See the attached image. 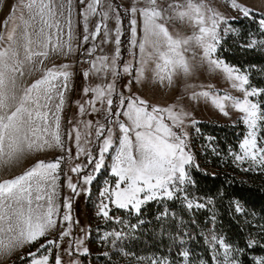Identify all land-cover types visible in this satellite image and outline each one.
I'll use <instances>...</instances> for the list:
<instances>
[{
    "label": "snow or ice",
    "instance_id": "obj_1",
    "mask_svg": "<svg viewBox=\"0 0 264 264\" xmlns=\"http://www.w3.org/2000/svg\"><path fill=\"white\" fill-rule=\"evenodd\" d=\"M136 2L140 3L141 0ZM142 2V7L134 4L125 10L132 16L130 43L133 47L137 46L136 14L139 12L143 17V36L138 45L141 66L135 76L136 82L144 80V66L149 62L154 65V81L167 86L173 85L176 78L187 80L198 68L204 66L210 72L223 73L225 79L231 82V87L242 93L241 97L227 92L221 95L202 90L192 91L190 99L210 101L225 116L229 115L226 110L228 106L238 110L249 131L240 145L241 153L234 154V160L264 168V147H259L257 140L260 126L264 124V108L258 100L253 102L251 99L264 95V89L250 87L247 74L215 57L221 40V25L228 24L229 18L218 9L208 6L204 0H184V3L169 0L166 7H161L158 0ZM80 3L84 4L85 0H80ZM230 6L246 18L256 15L252 8L238 3V0H230ZM19 10L18 16L5 20L6 31L0 33V170L18 163L29 154L52 148L64 149L61 114L67 103L65 93L69 90L71 65L53 64L51 68L44 65L45 61L73 52L72 0H21ZM97 14L103 19L89 34V17ZM81 15L84 42L89 40V35L98 36L102 28L107 36L108 29L104 21L109 18L116 20V55L111 62L106 56L98 57L99 64L93 61L92 69L94 74H107L111 71L114 77L119 75L116 67L119 37L122 34L119 10L104 0H88ZM173 21L190 25L193 30L191 35L170 32L168 25ZM258 23L261 30H264V15ZM229 31L235 30L230 26L224 29L225 33ZM63 36H67V39H63ZM258 43L264 46V40L253 39L247 47L254 48ZM131 71L130 65L123 67V73L131 74ZM34 72H40V78L31 84H24L25 76ZM88 74L84 73L85 76ZM212 87L208 86L209 89ZM84 92L93 93L94 98L86 102L91 110L97 113L103 111L108 123L116 124L121 133L112 165V173L117 181L114 189L105 187L101 195L106 196L118 208L133 209L139 213L141 206L148 201L173 199L176 193L182 192L181 185L191 182L186 165L193 164V157L185 151L187 133L173 129H182L190 113L178 104L150 107L140 97H125L123 93H116L114 82L85 88ZM114 94L119 96L118 109L123 111L112 110ZM97 102L102 108L96 107ZM79 111L81 114L85 112L84 105L79 106ZM121 115L127 118L128 123L119 119ZM166 120L170 123H166ZM91 127L92 121L85 123L86 129ZM75 131L79 147L81 134L79 129ZM87 134L91 135L90 132ZM95 135L97 139L104 137L98 158L91 157L90 152L85 154L90 157L89 163L95 161L93 171L98 172L104 165L105 153L113 146L114 133L111 127H107L106 132V125L97 121ZM80 151L85 150L81 148ZM62 160L63 157L53 162L38 160L22 174L0 181V261L10 258L25 246L36 243L57 227L59 210L54 203V195ZM82 170L81 166L72 169L77 173ZM94 178V175L89 174L83 180L85 184H90ZM68 187L77 191V186L71 183L70 178ZM187 206L205 207L204 204H194L191 201H188ZM66 207L71 208V204L68 203ZM108 208V203L102 201L98 213L111 218ZM237 211H241L239 205ZM62 219L71 221L67 213ZM70 229L71 224L67 231L61 232V241L64 236L70 235ZM107 235L119 237L121 234ZM209 243L214 260L219 245L223 249L222 264H238L232 258L234 249L222 238L213 234ZM254 244V241H249L250 247ZM48 245L59 247L54 240L41 244L36 252L28 253L32 258L30 264H50L51 248ZM82 245L83 240L78 239L77 251L81 250ZM46 248L47 254H42L41 249ZM68 251L71 254V246ZM82 252L87 254L88 249L84 247ZM181 255L187 264L188 251ZM52 264H63V261L57 255ZM73 264H78V261ZM152 264H157V261L154 260ZM160 264L169 262L164 260ZM217 264L221 262L217 261ZM257 264H264V258L258 260Z\"/></svg>",
    "mask_w": 264,
    "mask_h": 264
},
{
    "label": "rangeland",
    "instance_id": "obj_2",
    "mask_svg": "<svg viewBox=\"0 0 264 264\" xmlns=\"http://www.w3.org/2000/svg\"><path fill=\"white\" fill-rule=\"evenodd\" d=\"M21 0H0V33L6 31L4 27L5 20L10 17H15L20 14L19 6ZM88 0H85L84 4L80 3V0H72L73 7V34L74 39L72 41L73 52L67 56L54 57L52 60L45 61V67L51 68L53 64H70V71L72 76L69 82V90L65 93L67 98V103L61 114V135L64 143V149L52 148L47 151L33 153L26 155L18 163L11 165L3 170H0V181L5 179L13 178L16 175L22 174L29 167L34 165L38 160H44L46 162H53L58 158L63 157L59 169V180L57 181L56 194L54 195V203L58 206L59 217H57V227L50 231L47 236L41 237L36 243V250L41 244H47L48 240L57 241L59 247L48 245L51 248V259L50 264H52L54 258L59 255L63 261V264H73V262L78 261L80 264V257L85 255L87 257L88 264H152L155 260L157 264L166 259L158 257H134L128 255L122 251L115 248V241L121 236L117 237L115 235H107L111 233H120L121 229H115L114 226L118 225V219L116 217V211H123L126 214L136 215L137 212L133 209H121L111 203L106 196H102L105 187L109 189H114L117 177L112 173V165L115 157V151L119 146V139L121 138V133L116 124H109L108 120L105 119L103 111L100 113L93 112L89 105L86 103L94 98L93 93L89 92L85 94V88H94L97 85H106L109 83H115L116 93H123L125 97L135 96L148 102L149 106L158 105L160 107H168L169 105L178 104L183 107L185 111L190 113V116L185 120L182 129L174 128V131H183L187 133L186 137V148L185 151L189 152L188 146L191 143L190 139L192 136V131L194 126L198 123H214L219 125H237L240 124L245 128L246 138L249 129L247 125L242 120V114L238 110H234L232 107L228 106L227 111L228 116H225L219 111L210 101L206 102L201 99L199 101H193L190 99L192 91H202L210 90L215 93L223 95L225 92L231 94L232 96L241 97L242 93L233 89L231 87V82L226 80L224 74L221 72H210L207 66L198 68L196 73L189 77L187 80L184 78H176L175 82L171 86L166 84L162 85L155 82L153 79L154 65L149 62L144 66V80L141 83H137L135 76L137 70L141 66V54L139 50V43L141 42L143 36V17L136 14V40L137 46L133 47L130 43L131 41V24L130 20L132 16L130 12H126V9H130L134 4L137 7L144 6L142 0L137 3L136 0H104L105 3H111L119 10L120 15V25L122 29V18L126 16L127 24L129 25V37H128V47L124 53L121 52L119 44V57L116 58V67L119 75L115 77L108 71L107 74H94L92 69V62L96 61L98 57H108L109 62L115 57L117 45L115 44L116 33L115 29L118 26L114 18H109L104 23L107 24L108 35L105 36L104 29L98 36L92 37L89 35V40L87 42L83 41L84 33V23L81 13L83 12ZM179 3H184V0H177ZM204 2L214 8L218 9L224 16L228 17V24L221 25L220 36L221 39L233 31L227 33L224 29L231 27L232 22L239 21L244 17L238 10L233 9L230 6V0H204ZM169 0H158V4L161 7H166ZM238 3L250 7L255 13L264 15V0H238ZM102 16L97 14L96 16H90L88 22L89 34L94 31L95 25L101 23ZM170 32H180L182 35H191L192 28L187 23H180L179 21H173L169 25ZM233 29V28H232ZM122 34L119 39L121 41ZM63 39H67V36H63ZM216 57V55H215ZM128 64L131 66V74L123 73V67ZM88 72V76L84 73ZM41 76L40 72H34L31 75H26L23 83L31 84L36 79ZM190 85L195 86L189 87ZM203 86V88L201 87ZM208 86H213L211 89ZM250 86V84H249ZM251 87V86H250ZM113 105L112 110L115 112L118 109L119 96L113 95ZM253 102L258 100V97L251 98ZM127 103V101H126ZM84 105L85 112L83 114L79 111V106ZM97 108H102L99 102L96 105ZM106 107V106H105ZM120 120L128 123L127 118L121 115ZM92 121V127L90 129L85 128V123ZM99 121L101 124L111 127L113 135V146L105 153L104 165L100 168L98 172H94V163H89L90 157L86 155V152H90L91 157H97L99 155V150L102 147V141L104 137L96 138V122ZM195 121V123H193ZM170 123L169 121H165ZM262 125L257 133L258 146L264 147V135L262 134ZM79 129L81 134V140L79 147L76 142V131ZM91 133L88 135L87 133ZM134 135V134H133ZM242 140V142H243ZM241 142V143H242ZM196 147L198 151L204 156L203 150L200 148V142L197 141ZM240 143V145H241ZM235 154L241 153V148ZM94 147L96 152L94 153ZM83 148L85 151H80ZM191 154V152H189ZM192 155V154H191ZM193 157V156H192ZM233 169L237 171L240 175L238 177L245 176H259L264 178V168L260 166L251 165L249 163H239L234 160V155L232 156ZM81 166L82 171L79 173L73 172L74 167ZM191 165H186V172H189ZM244 169H249L245 171ZM212 173L215 172L214 169L210 168ZM94 175V179L90 184H85L83 178L86 175ZM189 176V175H188ZM69 178L71 183L77 186V191H73L68 187ZM94 182V186L91 184ZM189 182H185L181 185L183 191L176 193V199L183 201L184 205L190 211H198L202 208L187 206L188 201L194 204H201L197 199L189 196L186 191V186ZM123 187V185H121ZM185 197L187 199H185ZM174 199V198H173ZM163 200L172 199H155L148 201L143 204L144 206ZM108 203L109 217L105 218L98 213V208L101 202ZM70 203L71 208L66 207ZM69 214L71 221H64L62 219L64 214ZM69 224H71L70 235L64 236L63 240L60 239V234L63 231L69 229ZM83 240V245L80 251H77L76 241ZM34 243V244H36ZM32 244V245H34ZM71 246V254H69V247ZM86 247L88 249L87 254H83L82 248ZM223 249L217 245L216 258L217 261L223 262ZM27 253V252H26ZM24 253V254H26ZM42 254H47V248L41 249ZM23 254V255H24ZM18 255L11 259L13 261ZM232 258L235 259L232 255ZM236 260V259H235ZM11 261H0V264H9ZM237 261V260H236ZM258 261V260H257ZM169 262V261H168ZM30 264V263H29ZM169 264H172L169 262ZM177 264H185V258L182 256L181 260ZM187 264L189 260L187 258ZM239 264V262H238Z\"/></svg>",
    "mask_w": 264,
    "mask_h": 264
},
{
    "label": "trees",
    "instance_id": "obj_3",
    "mask_svg": "<svg viewBox=\"0 0 264 264\" xmlns=\"http://www.w3.org/2000/svg\"><path fill=\"white\" fill-rule=\"evenodd\" d=\"M260 18L262 15L256 13L252 18L230 23L235 31L220 40L215 55L247 74L251 87L264 89V46L258 43L254 48L247 47L253 39L264 40V30L258 23ZM126 22L123 16L122 53L129 45ZM258 101L264 108V95ZM244 136L245 128L240 124H196L188 146L193 164L189 168L191 182L186 191L205 207L190 211L183 201L174 198L150 203L136 215L116 211L119 222L114 228L121 229V236L115 241V248L134 257H158L172 264H177L181 253L188 251L190 264H216L209 243L214 234L232 246V255L239 264H257V260L264 258V178L238 177L232 164V156ZM197 141L204 156L196 147ZM237 205L241 211H237ZM165 212L167 215H162ZM249 241L255 244L250 247ZM36 245L9 264H29L32 258L28 253L35 252ZM79 262L88 264L87 257L82 255Z\"/></svg>",
    "mask_w": 264,
    "mask_h": 264
},
{
    "label": "crops",
    "instance_id": "obj_4",
    "mask_svg": "<svg viewBox=\"0 0 264 264\" xmlns=\"http://www.w3.org/2000/svg\"><path fill=\"white\" fill-rule=\"evenodd\" d=\"M31 246H32V244H31V245H28V246H25L23 249L17 251V252H16L14 255H12L10 258L5 259V260H3V261H11L12 258H14V257H16V256H18V255H23L24 253H26V252L30 249Z\"/></svg>",
    "mask_w": 264,
    "mask_h": 264
}]
</instances>
